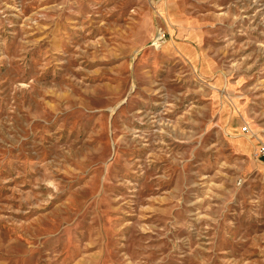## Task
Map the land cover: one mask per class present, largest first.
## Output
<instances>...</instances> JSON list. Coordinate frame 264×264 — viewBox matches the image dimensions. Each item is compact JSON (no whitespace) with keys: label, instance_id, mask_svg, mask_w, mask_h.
<instances>
[{"label":"rangeland","instance_id":"obj_1","mask_svg":"<svg viewBox=\"0 0 264 264\" xmlns=\"http://www.w3.org/2000/svg\"><path fill=\"white\" fill-rule=\"evenodd\" d=\"M258 143L264 0H0V264H264Z\"/></svg>","mask_w":264,"mask_h":264},{"label":"built area","instance_id":"obj_2","mask_svg":"<svg viewBox=\"0 0 264 264\" xmlns=\"http://www.w3.org/2000/svg\"><path fill=\"white\" fill-rule=\"evenodd\" d=\"M164 40H165L164 32L160 28L157 31L156 36L154 37L153 45L159 46L161 45V43L164 42ZM243 130H247L246 127L243 128ZM254 157L258 160L264 159V144L263 143H258V145L256 146Z\"/></svg>","mask_w":264,"mask_h":264},{"label":"crops","instance_id":"obj_3","mask_svg":"<svg viewBox=\"0 0 264 264\" xmlns=\"http://www.w3.org/2000/svg\"><path fill=\"white\" fill-rule=\"evenodd\" d=\"M260 161H261L262 163H264V159H261Z\"/></svg>","mask_w":264,"mask_h":264}]
</instances>
